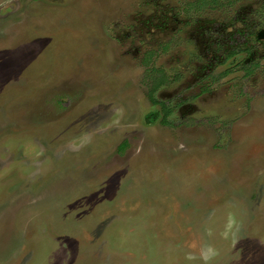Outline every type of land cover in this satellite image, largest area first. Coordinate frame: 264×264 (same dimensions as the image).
I'll list each match as a JSON object with an SVG mask.
<instances>
[{
  "label": "rangeland",
  "instance_id": "rangeland-1",
  "mask_svg": "<svg viewBox=\"0 0 264 264\" xmlns=\"http://www.w3.org/2000/svg\"><path fill=\"white\" fill-rule=\"evenodd\" d=\"M96 2L0 0V264H264V0Z\"/></svg>",
  "mask_w": 264,
  "mask_h": 264
},
{
  "label": "flooded vegetation",
  "instance_id": "flooded-vegetation-1",
  "mask_svg": "<svg viewBox=\"0 0 264 264\" xmlns=\"http://www.w3.org/2000/svg\"><path fill=\"white\" fill-rule=\"evenodd\" d=\"M96 3H97V4H95L94 6L100 7V6H103L104 3H110V0H109V1H106V0H97ZM74 13H75V12H74ZM75 14H76V13H75ZM102 14H104L103 11H102ZM78 16H79V15H78ZM78 16H77V17H78ZM99 18H100V19H101V18H104V19H105V18H107V16H105V15L103 16V15H102V16H100ZM28 34H30V33H28ZM260 35H261V36H260ZM254 36L256 37V39H257V37H258V38H262V37L264 38V25H263V26H262L257 32H254ZM259 36H260V37H259ZM25 39H26V38H25ZM29 39H30V38H29ZM246 44H247V43H246ZM250 44H252V43L249 42V45L247 46V49H246V50H248L250 53H253L255 49H254V48H251V47H250V46H251ZM254 46L257 47L255 44H254ZM252 50H253V51H252ZM237 52H238V51L235 50V49H229V50H227L226 55H227V57H228V56H234ZM226 55H225V56H226ZM159 84H162V82H158V85H159ZM52 86H53V85H52ZM206 90H208V87H205V88H204V91H206ZM202 93H203V92H202ZM202 93H201V94H202ZM201 94H200V96H201ZM157 103H159V102H157ZM163 103H164L165 106H164L163 104H161V103H160V104L163 105V112H164V116H165V114H166V110L169 111L170 108H169V106H168L165 102H163ZM172 112H173V109H172V111H169V113H168V115H167V118H168V116H169Z\"/></svg>",
  "mask_w": 264,
  "mask_h": 264
},
{
  "label": "trees",
  "instance_id": "trees-1",
  "mask_svg": "<svg viewBox=\"0 0 264 264\" xmlns=\"http://www.w3.org/2000/svg\"><path fill=\"white\" fill-rule=\"evenodd\" d=\"M156 100V99H155ZM157 101V100H156ZM161 101H159V103H160ZM163 105H164V103L163 102H161ZM165 106V105H164ZM168 113H169V111H167L166 110V114H165V116L163 117V121L166 123L167 122V115H168Z\"/></svg>",
  "mask_w": 264,
  "mask_h": 264
},
{
  "label": "crops",
  "instance_id": "crops-1",
  "mask_svg": "<svg viewBox=\"0 0 264 264\" xmlns=\"http://www.w3.org/2000/svg\"><path fill=\"white\" fill-rule=\"evenodd\" d=\"M7 40H10L9 38L8 39H4V41H7Z\"/></svg>",
  "mask_w": 264,
  "mask_h": 264
},
{
  "label": "clouds",
  "instance_id": "clouds-1",
  "mask_svg": "<svg viewBox=\"0 0 264 264\" xmlns=\"http://www.w3.org/2000/svg\"><path fill=\"white\" fill-rule=\"evenodd\" d=\"M211 251V250H210ZM208 257L207 256H205V259H207Z\"/></svg>",
  "mask_w": 264,
  "mask_h": 264
}]
</instances>
